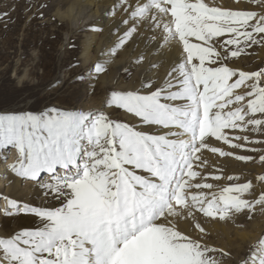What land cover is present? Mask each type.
<instances>
[{
    "label": "snow or ice",
    "instance_id": "1",
    "mask_svg": "<svg viewBox=\"0 0 264 264\" xmlns=\"http://www.w3.org/2000/svg\"><path fill=\"white\" fill-rule=\"evenodd\" d=\"M128 10L134 21L162 29L164 41L178 40L184 56L155 89L149 82L141 85L143 91H110L105 104L132 114L135 124L97 109L0 112V159H7L9 146L16 149L12 171L33 181L49 174L39 187L59 202L44 207L5 198L11 209L5 215L34 214L39 225L0 236V264H218L210 253H227L185 234L178 221L194 213L224 221L264 204V192L255 200L245 198L253 191L251 180L217 191H211L213 183L193 182L201 177L194 164H207L200 153L209 149L208 138L240 149L249 137L227 130L252 126L264 134V118H256L264 117V68L249 72L222 62L264 44V14L209 6L205 0H145ZM135 31L127 28L108 52L114 55ZM225 34L229 38L218 50L215 41ZM90 71H105L103 61ZM241 86L250 90L235 93ZM210 151L253 159L219 147ZM259 160L264 163V154ZM257 179L264 182V174ZM194 227L205 232L199 223ZM253 249L241 264H264V236Z\"/></svg>",
    "mask_w": 264,
    "mask_h": 264
},
{
    "label": "rangeland",
    "instance_id": "2",
    "mask_svg": "<svg viewBox=\"0 0 264 264\" xmlns=\"http://www.w3.org/2000/svg\"><path fill=\"white\" fill-rule=\"evenodd\" d=\"M240 2L245 4V11L264 14V3L259 0ZM69 5L65 0H0V112H39L51 106L63 109H97L105 111L112 119L135 124L137 118L132 114L105 104L108 94L112 90L143 91L141 85L149 82L152 89H155L162 85L167 70L162 74L159 70L157 72L160 74L156 72L154 78L144 80L140 75L141 65L148 60L144 57V60L141 59L135 66H125L114 80L109 81L115 70L102 59L100 49L105 35L103 25L100 22H89L82 28H73L71 20L64 15ZM154 28L155 25H152L147 33L137 30L116 51L114 59L125 60L133 48L140 49L146 41L159 42L160 37L154 32ZM88 45L89 51L86 47ZM256 45L246 48L238 58H229L222 62L243 71L262 69L264 55L259 53ZM216 46L218 48L217 44ZM221 51L223 56V50ZM98 61H103L105 71L94 75L90 69ZM78 76L81 78L77 79ZM249 90L248 87L241 86L234 92L244 94ZM256 118L264 117L256 114ZM251 128L252 126L247 130H227L230 136L249 137L248 141H240L245 144V147L240 149L231 148L223 141L211 145L214 137L208 138L209 149H204L207 155L203 158L207 164L199 166L197 171H201V177L195 178L194 181L213 183L216 187L211 191H216L223 184L251 180L254 188L252 192L245 194V198H259L260 193L264 192V182L257 179L259 175L264 174V163L259 160V156L264 154V143L260 142L264 141V134L253 132ZM142 130L156 133L165 131L147 127ZM211 147H219L237 155L252 156L253 159L245 162L234 157H221L212 153ZM9 149L14 148L9 146ZM207 173L220 175L221 179L213 180L211 176H206ZM46 175L47 173H41L37 181ZM229 175L239 179L229 181ZM5 198L13 199L0 192V236L9 237L15 231L39 225V218L34 214L5 215L6 211H11ZM17 201L32 206H59V202L52 195H46L45 190L37 187L31 194L18 198ZM239 215L240 219L221 221L219 218L213 219L204 217L201 213H194L193 217L181 219L179 222H188L194 232V236L190 235L192 238H200L198 240L204 245L222 249L227 253H210L218 264H241L254 250L253 246L264 236V204L255 205L251 213L245 209ZM196 223L205 229L203 234L194 227Z\"/></svg>",
    "mask_w": 264,
    "mask_h": 264
},
{
    "label": "bare ground",
    "instance_id": "3",
    "mask_svg": "<svg viewBox=\"0 0 264 264\" xmlns=\"http://www.w3.org/2000/svg\"><path fill=\"white\" fill-rule=\"evenodd\" d=\"M65 1L68 2L70 5L68 9L65 11L64 15L71 20L73 28L76 29L82 28L85 23H89V22H97V23L100 22L101 25H103V31L105 35L100 49L101 55L102 53L104 54L102 55L103 56L102 59L105 62V64L107 65L109 64L115 70L114 74L112 75L111 79H109V81L114 80L116 78V75H118V72L121 69H123L125 66L129 67V66L137 65L138 61L140 62L141 60L140 57L142 56L143 60L144 57L148 58V60L143 62L144 64L141 65L140 75H142L143 79L144 80L152 79L156 75L157 71L161 70V74H162L163 71L167 70L165 77L163 76L164 78L163 82H165L166 79H170V77H168V73L172 71V69L181 61L182 57L184 56L182 44H180L178 40H173L171 42L164 41L162 39L163 36L162 29L157 27L154 28L155 29L154 32L157 33L158 36L160 37L159 42H150V41L144 42L143 46H141L140 49L134 50L133 48L132 53H129L125 60L119 61L116 58L114 59V55L108 52V50L112 48L113 45L117 42L118 37H120L123 34V32L127 30V28L135 27L136 31L140 30L142 33H147L148 30L151 29L153 24L145 21H134L132 18H130V14L128 10L129 5L144 3L145 0H126V2H121V0H65ZM205 2L208 3L209 6H218L230 10L245 11L246 9L245 4L241 3L240 0H205ZM125 20L128 21L127 24L123 22ZM135 32L133 33V35L135 34ZM227 38H229L228 34H225V36L216 39L215 43L218 45V48L220 41L226 40ZM190 39L194 43L198 42L196 41L195 38H190ZM256 46L259 49V53L261 52V54L264 55V45L257 44ZM86 47L89 51L90 48L89 45ZM156 64L159 65L156 66ZM173 75H175V73ZM207 143H209L208 140ZM216 144H219V141H217L214 138L212 140L211 145H216ZM5 154L7 155L8 159L6 160L0 159V192H4L9 197H13V199L17 200L18 198L31 194L34 190H36V187L40 188L39 182H47L49 180V174H47L42 179H40L39 182L33 181L31 179L19 177L12 171L10 167V165H12L14 162L18 160L17 150L7 149L5 150ZM200 155H201V160L203 161V158L205 155H207V153L203 149ZM198 168L199 165L194 164V170H197ZM223 186L226 185L223 184L220 187ZM239 216H240L239 213L233 214L232 219L234 220L240 219ZM177 226L178 229L184 232L185 234L189 236L190 235L194 236V232L192 231L191 227L188 225V222H185V220L183 222L178 221Z\"/></svg>",
    "mask_w": 264,
    "mask_h": 264
}]
</instances>
